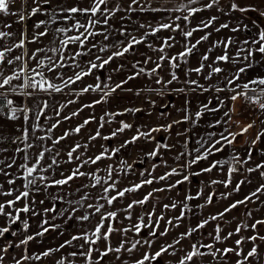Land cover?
<instances>
[{"label": "snow or ice", "instance_id": "snow-or-ice-1", "mask_svg": "<svg viewBox=\"0 0 264 264\" xmlns=\"http://www.w3.org/2000/svg\"><path fill=\"white\" fill-rule=\"evenodd\" d=\"M110 0H90L88 7H80L79 4L74 6H66L59 9V11L63 14L62 19L64 21H74L70 27H57L52 30V40L50 43L55 44L56 41H59L60 48L56 47H50V48H36L35 50L31 51L30 53L26 51V47L28 44L37 43L41 41V38L47 37L49 35V29L48 25L50 23H56L57 16L55 11H53L51 14L49 13V10L44 7V5L51 6V0H32L31 4L28 3V0H21V8L14 13H11L12 15L18 16V21L23 22L26 19H30L33 16H36L37 14H43L48 16V19H41L38 22H36L33 26L34 31L31 36L29 37V34L27 32V29L23 30L19 36L16 37L14 42L12 44H6L3 41L6 40L8 37H12L15 34L12 32H6V31H0V114H3L7 119L16 121L20 119V116L18 113H23V119L25 122L29 121L30 116L29 113L33 112V109L31 107L27 106V99L32 98L35 91H42L45 93L51 94L52 92L61 93L64 91L65 88H69L71 85L76 84L78 81H81L84 77L90 76L93 73V70L96 69H102L106 65L110 64V62L116 58V57H123L126 53H129L131 50H133L135 45H139L142 43H145L148 40L149 36H155L157 33H160L163 30H169V31H177L179 30L183 37L186 39L193 36L194 32L200 31L202 29H206L212 25V23L217 19V17L213 16L207 21H201L200 25H197L194 28H191L190 30H184L181 28V25L177 23V21H180L183 19L185 22H190V18L195 16L196 13L201 12L205 9H212L214 6L218 5L219 0H208V2H205L202 7H192L191 5L199 3V0H187V3H182L178 5L176 8L172 9V11H186V15L181 17L180 15L175 16L174 20L172 18H168L169 22H158L156 25L152 24H142L140 25L141 28H145L146 31L140 35L139 37L132 35L131 33H127L126 27H121L120 29H114L115 31H119L121 35H125V40L119 41L117 45H106L102 44L98 46L96 42H94L95 37L104 35V39L108 40L109 35L107 33V28H105L104 32L96 31L98 25H105L108 27H111L109 25L110 19H115L116 13L120 11H136L137 9L133 7V5H139V0H131V3L128 5L127 9H122L119 3L114 4L113 8H109ZM10 5H14V0H0V13L3 14H9V8ZM231 8L233 10H237L240 12H247L249 11L248 8L240 7L237 3L233 2L231 5ZM140 11H147L148 9L139 6ZM151 11L158 12L161 11V9L152 8ZM254 11V9H253ZM27 12V15L25 13ZM79 14L81 16H85L86 20L84 23H82L79 19H75V16ZM260 15L264 16V13H260ZM121 20L124 19V17H120ZM6 27H11V25H6ZM41 27H44V31H36L39 30ZM228 24H222L220 25V28H227ZM247 27V26H245ZM150 29V31H148ZM220 29H216V31H219ZM239 29H232V31H238ZM75 31L76 35H69L70 32ZM208 35L206 34L200 39L196 40L195 43L186 42L184 45V50L179 52L176 55L168 56L166 54V49L171 48L173 46V41L175 40L174 36H168L166 38H162V45L158 48V52L161 53V55L155 60L152 61L151 57H146L144 63H148L149 61H152L154 63V67L150 70H147V75L152 76L154 74H157L158 71L161 69L162 64L161 61L167 60L169 62L170 68L173 69L171 72V79L165 81L162 77L157 76L155 79V83L158 85H161V89H149L150 91H157L159 94L163 90L167 89V85L172 84L174 81H177L179 77L176 75V72L174 69L179 67V62L187 63V57L190 56L193 53V50L202 42L206 41L208 39ZM63 37V38H61ZM258 40L252 41L253 44H259V47L257 48H247V49H240L236 52L235 57H230L227 52V48L231 46L234 41L229 38L226 42L224 41H217L216 45H219L221 43L224 44L225 51L224 54L219 55L215 58V61H213V64H218L219 62L227 63L231 60L233 63H239L242 61L246 62L244 67H239L235 73L229 75L225 78V87H218L215 85L209 84L207 87H205L204 84H201L198 80L194 79H186L185 84L189 85V91H195L197 88L201 92H206L210 90H214L216 93H220L223 91H230L232 95H230L227 99L233 102V107L229 108L228 110L224 111L223 117L220 119H217L213 125H210L211 127H215L216 125H220L222 123L226 124L229 121H231V113L235 111V102L241 98L244 99L245 103H247L250 106H258V109L262 115H264V76H256L247 82L244 83H238L240 81L241 74H244L247 72V70L251 67H253L254 64L259 63V61L255 60V56L257 53L260 54L262 58H264V29H261L258 33ZM245 44H248V41L244 42ZM70 45H74L77 50L74 51V54L71 56H65L63 53L65 51H71L69 48ZM90 45V46H89ZM214 45V46H216ZM88 46V47H86ZM147 46L149 48H154V45L151 43H148ZM109 47L114 48L109 56L106 58H102L100 55H95V60H89L87 62V66L82 67L79 62H77L78 57L88 56L92 53L93 49H97L98 52H105L108 50ZM14 49L20 50L21 54L19 55H13ZM211 52V49L208 50ZM46 52H52V53H60V55L57 56L56 60L53 59V56H47L45 55L44 58H40V53H46ZM241 52H244L245 54L241 56ZM66 60L73 61L72 64L65 63ZM202 62L200 63V66L188 69L186 72V75H190L191 73H196L197 75H203L205 64L203 61L209 60V55L206 53L201 58ZM35 62L34 65H32V62ZM96 61H100V63H97ZM4 65H12L13 68L11 69V73H6L4 69ZM140 62L137 61L133 67L137 68L138 70L135 72L134 75L128 76L127 79L122 80L120 82L115 83L114 85L104 84V86H101L100 82H97L94 86L93 85H87L84 88L80 90L77 95H82L83 93H87L90 90L97 91L101 93V98L98 100H94L91 104L83 105V107L77 111H74L69 116H64V120H70L72 117L78 116L79 112L83 110V108H91L95 105L105 103L107 101V98L114 93L117 89H122L123 85L128 82V80L134 79L136 76H139L146 72V69L144 67H140ZM66 67L71 68H80L81 70L79 72H74L72 76H67V79H64L65 73L58 72V69H63ZM123 67L122 65L113 69V72H117L120 70V68ZM209 71L207 75H204V79L206 81L211 80L212 76L214 74H219L224 72V69L216 66L213 67L212 65H208ZM47 70V73H57L54 77H49L46 75V72L44 70ZM53 80H61L62 84H56L53 82ZM97 80L99 81V78L97 77ZM108 80H111V77H108ZM14 81H18L20 83H13ZM22 81V82H21ZM191 86H195L194 88ZM31 89L32 91H29ZM107 89V90H105ZM128 91H131V89H128ZM174 91L184 92V88L180 89H174ZM14 93L17 94L20 97H23L24 100L17 104L16 101L13 99L8 98V93ZM137 95H139V92H137ZM218 101L217 107H210L211 100H209L208 103L203 104L199 110H197L194 114L190 113V110L185 107L183 111L185 112V115L183 116L182 120L173 121L172 123H168L166 125H161L159 127L150 128L148 131H141L139 128L136 131V134L132 136L130 140H125L124 143L118 147L112 149L110 152L108 149H103L98 155L95 157H88L87 160L80 159L81 154L78 153V150L82 147L86 148L87 145H81L80 143H76L73 147L70 148L69 151H67V161L66 163H72L75 161H79L77 166L70 171L69 174L64 175V173H61L60 179H54L50 178L46 175H40V172H46L49 169H52L54 166H58V161L56 159L57 156L60 155V153L57 151L55 155H51V163H49L46 167L41 164V161L45 159V154L52 153V149L49 147H44L42 151H39L37 154V158L35 159V162L28 164V163H21L19 165H16L19 169H23V179L26 181V183L23 185L24 191H20L18 195L15 196L14 199H8L4 203H0V216L6 217V225L0 226V238L4 237L5 234H8L10 232V225H15L18 221L21 220V213H29L32 212L33 215H37L35 211L30 207L29 204L25 203L23 207L16 208V204L21 200H28L30 196L31 190L34 188L36 192L40 191L41 186L46 190L48 187L53 186H63L67 185L70 181H73L74 179L81 177V176H89L92 180H94V184H92V187H95L96 185H100L102 183V177L97 175L96 172H84L80 169L83 168L87 164H97L99 161L103 159H110L112 156H115L119 151L120 148L127 147L128 144H133L140 140L141 138H144L146 140L148 139H154L152 136V133L159 132L161 130H171L174 124H180L183 122H187L190 119H193L195 117L196 120H199L200 117L204 115L205 112H219L222 108L225 107V103L223 100L220 99L219 96L216 97ZM75 103L74 100H68L67 104ZM150 103H155L154 101H150ZM186 105L189 103L186 100ZM67 104H61L59 106V109L55 111V116L59 117L62 110L67 106ZM50 107L49 102L47 100H44L41 104L36 105V119L39 120L41 116L45 115V110H47ZM165 107H167L165 105ZM141 111V109H125V112H138ZM124 113H109L106 112L105 115L108 116L109 123L111 122V119L114 118L117 115H123ZM164 113H161V116H163ZM47 119H52V117H46ZM224 118H227L225 120ZM96 117L90 116L88 119H85L82 124L78 125L74 129H71L70 131L75 133H80L81 129L84 128L86 125L92 122V120H95ZM104 117H100V128L104 126ZM61 123V120L57 119L54 123L51 124V127L48 129V132L51 133L54 129H56ZM121 126L111 132L109 136H103L101 137V132L99 128L97 129L95 135L90 136V140H95L97 138H102L105 140L112 139L113 137L117 136L118 133L124 132L126 129H131L132 125L126 122L121 121ZM238 123V122H237ZM262 124H264V120L261 121ZM255 121L248 123L243 128L240 129L239 132H231L228 130V128L224 129V132L227 133V135L224 134V132L219 134V138L215 139L207 148L204 149L203 152H201L200 148L195 149V155L192 156L190 160H187L184 165L180 166V168L172 167L170 171L166 172L164 175H161L159 177L153 176L151 173H148V175L151 178L148 179H142L140 183H136L132 185L129 188H124L122 190L116 189V182L113 181L112 183H108V181L112 180L113 171L114 168L112 165H109L106 169L107 171V179H105L103 182L105 185L103 188V192L105 194L115 191V195H103L100 198L105 201V203H101L98 205H93L89 203L87 205L88 208L94 209L95 213L100 214V218L97 221V223L94 226V229L91 231V234L87 231H82L80 235H73L71 239L65 240L64 243L60 244L58 248H48L42 253L36 254L34 256V259L40 260L42 257H48L54 252H59L60 250L64 249L66 246H72L73 241H80L83 240V244H79V247L83 249L80 252L72 251L68 254V257H61L58 261H56V264H74L73 261L69 260V257H77L81 256L85 259L86 264H100L101 261H103L109 253H121L122 251L126 252H133L137 250L138 246H147L148 249H151L152 244L154 243V239H158L160 236H167L170 227H177L178 224H174L175 221H181L186 216V211H190L188 201L194 200L199 198L203 195V190H199L195 196L191 194H186L184 197V201L180 202L181 206V212L179 216H176L172 219H167L165 221V218L163 215L157 216L155 213V210L153 209L152 212L147 213L149 223H145L144 216H140L137 218V223L131 225L129 228H123V229H117L114 227V223L117 221L118 212L117 211H102L105 209V204L111 206L115 201H117L120 198H123L126 193L136 192L143 188L145 185H152L153 183L157 181H167L172 176H182L181 179H177L175 183L168 184L165 188H159V189H153V191L148 192L143 199L140 200H134L131 203L127 205V208L123 211L128 212V215L125 217L126 219L131 220V212L130 210L135 205H145L151 198H153V194L155 192H164V191H170L171 189L184 184L185 182L190 181L191 177L193 175L199 176L202 173H208L211 172L213 169L217 168L218 166L228 163L227 161H221L216 160L206 168H202L200 172H188V174H184L185 171L191 168L192 165L198 164L202 160H206L208 156L212 155L213 152H221L223 151V148L225 146H231L236 138L238 136H241L245 133H247L250 129L254 127ZM34 128H39V124H34ZM70 134L69 131H65L63 135L56 137L53 140V144H59L61 141L65 140L68 135ZM177 135H180V133H177ZM217 133H209L207 140L203 141V143H208V141H212L213 137L216 136ZM264 136V130L257 133L256 139L252 141V145H255L256 143L260 142L261 137ZM17 140H22L24 143L23 148H17V152H24L27 149L33 148V143H27V141L30 140V133L29 129L25 127L23 129L22 137H17ZM37 139L43 141L45 139H51V136H41ZM219 145V147H217ZM161 148H169L168 144H161L157 143L156 147L153 149L152 152L146 153L149 157H156L160 153ZM185 153H180L175 159L179 160L180 156H184ZM188 155H191V153H188ZM252 159V147L250 146L246 158L241 160L238 155L233 156V160L236 161V165L241 164H247ZM24 160H28V156L26 155L24 157ZM123 164L127 166V168L131 169L132 165L127 164L126 161H122ZM166 164V162H164ZM0 164H4V161H0ZM15 164V160H13L11 163L7 164L6 166L8 168H11ZM158 167V165H153V171L155 168ZM264 169V162L257 163L255 167H249L246 169L247 172L252 173L256 172L257 170ZM99 171V169L97 170ZM240 171V168L238 166H233L228 169L227 173V179L225 181H211L212 184L217 183H223L225 187H227L229 184H231V177L233 172ZM147 172V170H145ZM145 172H141V176L143 177L145 175ZM0 174L3 175H9V173L5 172L4 168H0ZM261 177H264V171H260ZM9 185L15 184V180L9 179L7 181ZM245 183L244 180H241L237 185L235 186L234 191H239L240 186ZM84 187H88V185H84ZM0 188H2V185H0ZM13 191H16L15 189L9 190L8 192H0V195L5 196H12ZM264 194V183L260 184L253 192H251L248 196H245L243 200H237L230 204L227 208L224 209L223 212L218 213L217 215H213L208 219H204L201 222H199L196 226L188 228L185 232L181 233L180 236L173 241V243H167L160 246V248L155 251L151 252L148 250H145L143 253H141L140 257L138 259H135L134 264H152L153 261H158L160 258H162L165 254L169 253V250L171 249L172 252L170 253L172 256L176 255V249L175 245H179L182 240L191 237L194 233H196L199 229H203L206 225L209 224L210 221H216L220 218H222L225 213L231 212L232 209L236 208L238 205L246 204L249 201H251L254 197L258 200L259 196ZM214 193H209L206 199V203L211 204L213 201ZM227 195H231V193H228L225 195V198H227ZM56 199V198H53ZM86 199V197H85ZM40 203H43V201H40ZM79 205L80 201H68L69 208L65 211L69 213V219L72 218V213L76 212V208L73 207V204ZM164 209H176L178 207V204L176 202H173L171 204H165ZM199 207H203V205H200ZM6 209H15V214L13 211H6ZM45 212L55 211V209H45ZM247 216H251V211L247 213ZM153 217L155 219L153 220ZM89 215L85 214L82 216H79L78 219L81 221H88ZM165 222V227L163 231H160V222ZM23 230L26 232L30 225L27 220H24L23 222ZM44 225H49V222L47 219L42 220L41 222V231L36 232L32 235H26L23 239L19 240L18 243H12L8 242L7 244L0 247V253L6 254L10 248H19L21 245L27 246L29 242L35 240L37 237H42L45 233H47L50 228L57 227L56 225H49L48 227H45ZM264 225V220H255L254 223H252L250 226L247 224H238L235 228L234 232H228L226 235H221L222 227L220 224H216L214 228V234L208 233L209 237H211V240L213 242L204 244V243H192L190 245V250L184 251L183 249H180V251H184L183 256L178 260V264H195L196 258L198 257H208L211 256L213 260L222 262L226 258L230 256V254H235L236 260L235 264H248V261L250 258H257L259 256V245L255 244L257 240L264 241V235H259L256 233L257 226ZM251 228L254 232L251 236H241L239 239H236L234 241V247H223V248H216V243H223L227 240H229L233 235L239 234L242 229ZM144 228L149 229L150 238L148 239H135L133 242L130 243L129 247H126V244H129V241L126 239H122L119 246L113 248L111 246L110 238L112 234L116 231H119L123 234H127L129 231H134V233L139 236L141 231ZM13 236H15L17 233L12 232ZM103 240L105 241V247L104 250L101 251L99 248V242ZM252 242L253 246L250 250L245 252V250L241 247V245L245 244L246 242ZM85 244L88 245L87 248H85ZM96 245L97 247L93 248L92 246ZM201 249H204L206 251H202ZM24 252H27V247H25ZM96 253L95 256V262L93 259V253ZM117 259H120L119 256L116 257ZM5 259L4 255H0V264H3V261ZM33 259L32 256L22 254L20 259H17L15 261V264H22V261H27ZM122 264H128L127 261H122Z\"/></svg>", "mask_w": 264, "mask_h": 264}, {"label": "crops", "instance_id": "crops-1", "mask_svg": "<svg viewBox=\"0 0 264 264\" xmlns=\"http://www.w3.org/2000/svg\"><path fill=\"white\" fill-rule=\"evenodd\" d=\"M31 2L32 0H28L29 4H31ZM205 2H208V0H199V3L191 6L202 7ZM233 2L237 3L240 7L248 8L249 11L240 12L237 10H233L230 6ZM52 3L53 5L51 6V8L53 10H49V13L51 14L53 11H55L57 21L56 23H50L48 25V28L53 30L57 27H70L74 21H64L61 18L63 14L59 11V9L66 6H74L76 5V1L53 0ZM116 3H119L122 9H127L128 5L131 3V0L122 1V4L124 5H121V1L119 0H110L108 7L113 8L114 4ZM182 3H187V0H139V5H133V7L137 9L136 11L117 12L115 19L109 20V25H111V27L105 26L103 24L98 25L95 30L104 32L105 28H107L109 39L105 40L104 35H100L95 37L94 42H96L98 46L102 44H106L109 46L117 45L119 41L125 40V35H121L119 31L114 30L120 29L121 27H126L127 33H131L132 35L139 37L146 31L145 28L140 27V25L142 24L156 25L158 22L161 21L169 22V17L174 20L175 16L177 15H180L181 17L186 15V11H172V9L176 8ZM79 6L88 7L89 5L81 4ZM139 6H143L148 10L140 11ZM20 8L21 0H14V5H10L9 14L6 15L0 13V31L12 32L15 34L14 36L8 37L6 38V40L3 41L6 44H12L16 37L19 36V34L23 30H25V28L27 29L29 37L31 38L34 31V24L41 19L49 18L46 15L37 14L36 16L31 17L30 19H26L23 22H19L18 16L12 15L11 13L17 12ZM152 8L161 9V11L154 12L151 11ZM254 13H257L259 15L260 13H264V0H219L218 5L214 6L212 9H205L201 12L196 13L195 16L190 18V22H185L183 19L177 21V23L181 25L182 29L190 30L191 28L200 25L201 21H207L213 16L217 17V19L212 23L210 27L194 32L192 37L187 38V41L179 30L175 32L163 30L160 33H157L155 36H149L148 40L145 43L135 45L133 50H131L129 53H126L123 57L114 58L110 62V64L106 65L104 68L93 70L92 74H94L95 84L98 81L97 71H100V81L101 79H103V81L105 82L104 83L103 81H101V84H109L111 86L117 82L127 79L128 76L134 75L138 69L134 68L133 65L137 61L140 62V67H144L146 69L145 73L136 76L132 80H128V82L123 85L122 89H117L114 93H112L113 95L109 96L110 98L106 103V108L108 110L107 112L124 113L123 115H117L111 119L110 123L112 127L113 124H118L121 126V121L132 125L131 129L125 130L127 132L126 135L128 133L131 134L130 138L126 137V140H130L132 136L136 134L138 128L141 131H148L150 128H155L161 125L172 123L173 121L182 120L183 116L185 115V112L183 111L185 107L190 110V113L194 114L197 110H199V108L203 104L208 103L209 100H211V104L209 105L210 107H217V96H219L220 99L223 100L225 103V107L222 108L219 112H205L204 115L199 118V120H196L195 117H193V119H190L187 122L174 124L171 130H161L159 132L152 133L154 139L146 140L144 138H141L133 144H128L127 147L120 148V151L112 157L115 158L116 162L118 160L121 161L122 166L125 168V173L136 174L139 165H142V168L144 170L147 167L146 160L149 161L148 164L153 163L155 160L160 161L156 162V164L154 165H158L162 174L170 171L172 167H176L179 169L180 166L184 165L187 160H190L192 156L195 155V149L200 148L201 152H203L204 149L207 148L215 139L219 138V134L224 132L225 128H228V130L231 132H239L241 128L253 121H255L254 127L250 129L247 133L238 136L231 146H225L223 148V151L221 152H213V154L208 156L206 160H202L198 164L192 165L191 168L185 171L184 174H188V172H200L202 168L208 167L210 163L216 160L227 161L228 163H224L218 166L217 168L213 169L211 171L213 173H217L220 170H227L230 166L234 165L238 166L240 168V171H244V169L246 168V164L236 165V161L233 160V156L238 155L241 160L245 159L250 146L252 147V158L254 159V164L256 165L257 163L264 162V136L261 137L260 142L256 143L255 145H252V141L256 139L257 133L264 130V124L261 123V121L264 120V115L260 113L258 106H250L245 103L243 98H241L235 102L236 107L235 111L231 113V121L226 124L222 123L220 125H216L215 127H211L210 125H213L217 119L223 117L224 111L233 107V102L227 99L230 95H232V93L227 90L220 93H216L214 90L201 92L198 88L195 91H189V85L185 84L186 79H194L198 80L201 84H204L205 87H207L209 84L222 88L225 87V78L235 73L239 67H244L246 62L241 60V62L239 63H233L230 60L227 63L219 62L218 64H213L215 58L219 55L224 54L225 51L224 44L221 43L219 45H216V42H226L229 38L234 41V43L227 48V52L230 57H235L236 52L240 49H247L249 47H259V44H253L252 41L258 40L259 31L261 29H264V16L261 15L263 18V22H260L254 16ZM25 15H27V12L25 13ZM120 17H124V19L121 20ZM75 19H79L82 23H84L86 17L77 14L75 16ZM222 24H228V27L220 28V25ZM6 25H11V27H6ZM218 28L220 30L216 31V29ZM232 29L239 30L232 31ZM43 30L44 27H41L39 30L36 31ZM148 31H150V29H148ZM209 33L210 35H208V39L206 41H202L193 50V53L186 58L187 63L179 62V67L174 69L176 75L179 77L177 81H174L172 84L167 85V89L163 90L159 94L157 93V91L149 90L162 88L161 85L155 83V79L157 78V76L162 77L165 81L171 79V72L173 71V69L170 68L169 62L167 60L161 61L162 67L157 74H154L152 76L147 75V70H150L155 66L152 61H155L161 55V53L158 52V48L162 45V38H166L168 36L175 37V40L172 42L173 46L171 48L166 49V54L168 56H172L183 51L186 42L195 43L196 40L200 39V37ZM76 34L78 33H76L75 31L69 33V35ZM41 39V44H39V42L28 44L26 47V51L30 53L31 51L35 50L36 48H40L41 46L42 48H45L44 38ZM245 41H248L249 43L245 44ZM148 43L153 44L154 48H149L147 46ZM209 49H211V52L208 51ZM113 50L115 49L109 47L107 51L101 53L98 52L97 49H93L91 54H89L88 56H83L81 57V59L85 57L88 61H94L95 55H100L102 58H106L111 54ZM206 53L209 55V60L203 61V63L205 64L203 75H197L194 72L190 75H186L188 69L200 66V63L202 62L201 58ZM19 54H21V51L14 49L13 55ZM244 54V52H241V56H243ZM39 56L40 58H44L45 53H40ZM146 57H151L152 61L144 63ZM255 60L259 61V63L254 64L253 67L249 68L246 73L241 74L240 81H238V83L247 82L248 80L256 76H264V58H262L260 54L257 53L255 56ZM96 62L100 63V61ZM34 64L35 62L33 61L32 65ZM121 65L123 67H121L119 71L113 72V69ZM208 65H212L213 67L219 66L224 69V72L214 74L211 80L205 82L204 75H207L209 71ZM12 68V65H4V69L8 74L11 73ZM108 77H111V80H108ZM13 83L15 84L20 82L14 81ZM191 87L194 88L195 86ZM180 88H184L185 91L183 93L179 91H174V89ZM128 89H131V91H128ZM29 91L32 90L29 89ZM137 92H139V95H137ZM8 98L13 99L17 102V104L21 103L24 100L23 97H20L17 94L11 92L8 93ZM44 100H47L49 102L50 107L45 110V115L41 116L40 119L37 120L35 115L36 105L41 104ZM186 100L189 102L187 105L185 103ZM150 101H154L155 103H150ZM26 103L28 107H31L33 109V112L28 114L30 116V119L27 122H25L23 119V113H18L20 119L16 121L9 120L3 114H1L3 118L7 120L0 122V161H4V164H0V168H4L5 172L9 173V175L0 174V185H2V188H0V192H8L12 189H15L16 191H13L12 196L0 195V203H4L8 199H14L20 191L25 190L23 188V185L26 183V181L23 179V169H19L16 165H19L21 163L31 164L35 162L38 152L42 151L44 147L51 148L52 153L45 154V159L41 161V164L43 166L46 167L49 163H51V155H55V144H53L55 129L51 133L48 132V129L51 127V124L54 123L53 112L55 104V95L53 94V92L49 94L42 91H35L33 97L28 98ZM165 105L167 107H165ZM125 109H141V111L125 112ZM161 113H164V115L161 116ZM46 117H52V119H47ZM109 119L110 118L107 116V121H109ZM224 119L227 120V118ZM34 124H39L40 127L34 128ZM25 127L29 129L30 133V140L27 141V143H33L34 146L33 148L27 149L24 152H17L16 149L18 147L23 148L24 143H26L22 140L16 139L17 137H22L23 129ZM177 133H180V135H177ZM209 133H217V135L213 137L212 141H208V143H203V141L207 140ZM224 134L227 135L226 132H224ZM46 135L51 136V139H45L43 141L37 139L38 137ZM158 142L161 144H168L169 148H161L159 155L156 157L147 156L146 153L152 152ZM122 144L123 143H116L112 149L118 148ZM151 144H154V146H151ZM217 147H219V145ZM180 153H185V155L180 156L179 160H176L175 158ZM188 153H191V155H188ZM26 155L28 156L27 161L24 160V157ZM112 157L109 159L110 162L112 161ZM13 160H15V164L11 168H8L6 165L11 163ZM122 161H126L127 164L132 165L131 169L127 168V166L123 164ZM164 162H166V164ZM149 167H151L149 168V170L152 172L153 165H149ZM55 169L56 166L46 172H40L39 174L51 177L53 176ZM98 169L99 171H97ZM106 169V167L97 168L96 174L102 177V183L100 185H96L95 187H92V184H94V180L75 181L64 185V187H66L67 190L70 191V195L68 196L69 199H67L66 209L69 208V200L73 202H81L79 205L75 203L73 204V207L75 208L76 206H78V208H76V212L71 214L72 219L75 222H81L86 226L89 224V220L93 216L92 225L95 226V224L99 220L100 214L95 213L94 209L88 208L87 205L89 203L93 205L105 203V201L100 197L103 195H113L112 191L107 194L103 192V188L107 186L103 182L105 179H107L108 175ZM263 170L264 169L257 170L256 174L261 176L260 171ZM117 172L118 171L114 168L112 180L108 181V183H112L113 181L117 183L116 180L119 177V174ZM117 174L118 176L116 177ZM179 178L180 176L178 178L177 176H172L168 180L170 181V183H172ZM9 179L15 180V184L9 185L7 183ZM145 179L148 178L145 177ZM84 185H88V187H84ZM195 187L200 188L198 185L192 182V179L185 183V189ZM41 188H43V186H41ZM88 188H92L93 190L90 198V194L85 191L88 190ZM76 190H83V192L77 195ZM35 195L36 191L33 188L30 192L28 200L19 201L15 207H23L25 203L29 204L31 207L35 202ZM117 204V201L114 202L111 206L105 204V209L102 211H107L106 208L108 206V211L118 212ZM189 204L191 207L194 208H196L195 205H197V208L199 206L197 203L193 205L190 201ZM83 205L88 210V215L90 217L88 221H81L78 219L79 216L85 215V207ZM6 211H13V213L15 214V209H6ZM65 212L66 211H64V213ZM179 215L180 214L176 213L175 217ZM30 216V212L22 214V221L27 220L29 225H31L30 221L33 218ZM1 218L4 219L6 217L3 218L0 216V226H5L6 220H1ZM183 220L185 221V218ZM187 220L188 218L186 217V222ZM181 222L182 220L174 224L181 225ZM186 222H184L185 230H183V232L190 228V225H188ZM18 224V229H16L15 225H10L11 230L7 234L8 237L6 238V240L17 236L20 237L23 235L25 237L26 235L34 234L32 226H30L29 229L25 232L23 230V226L21 227V223L19 222ZM176 228L177 227H170V229H173V231H175ZM12 232H16L17 234L13 236L11 234ZM65 232L66 231L64 229L63 234L60 237L62 238L61 243H64L65 240L69 239V237H66ZM53 233H55V230L50 231V234ZM103 242L104 241L101 240L98 246L100 247ZM110 242L111 246H113L112 236L110 238ZM4 243L5 241H2L0 244L4 245ZM92 247L95 248L97 246L93 245Z\"/></svg>", "mask_w": 264, "mask_h": 264}, {"label": "rangeland", "instance_id": "rangeland-1", "mask_svg": "<svg viewBox=\"0 0 264 264\" xmlns=\"http://www.w3.org/2000/svg\"><path fill=\"white\" fill-rule=\"evenodd\" d=\"M53 0H51V6ZM76 5L84 4L89 5L90 0H75ZM122 1L124 0H119ZM49 5H44L45 8L48 10H53ZM49 29V35L44 38V44L45 48L50 47H56L60 48L59 41L57 40L55 44L52 45L50 41L52 40V29ZM44 31V30H43ZM46 38V39H45ZM63 38V37H61ZM42 41V39H41ZM39 42L41 44L42 42ZM42 47V46H41ZM69 48L71 51H65L63 54L67 56H71L74 54V51L77 50L74 45H70ZM45 55L47 56H53V59L56 60L57 56L60 55V53H52V52H46ZM77 62L81 64L82 67L86 68L88 60L84 57L81 59V57L77 58ZM65 63L72 64L73 61L66 60ZM80 68H71L66 67L63 69H58V72L65 73L64 79H67V76H72L74 72H79ZM46 72V75L49 77H54L57 75V73H47V70H44ZM98 78L100 82L103 81L101 79L100 81V71H97ZM56 84H62L61 80H53ZM96 82V83H97ZM104 82V81H103ZM206 82V80H205ZM105 83V82H104ZM94 74H91L90 76L84 77L81 81H78L76 84L71 85L69 88H65L63 92L56 93L53 92L55 95V104H54V122L59 119L61 120L60 125L55 129L54 133V139L56 137H59L64 134L65 131H69L70 134L68 137L61 141L59 144H55V153L58 151L60 153L59 156L56 157L58 163V166H56L55 172L53 173V176L50 178L54 179H60L61 173H64V175H67L70 173L72 169H74L79 161H75L72 163H66L67 161V151L70 150L71 147H73L76 143H80L81 145H87L86 148L82 147L78 150V153L81 154L80 159L87 160L88 157H95L98 155L103 149H108L109 152L112 150L114 145L116 143H124L126 140V137L130 138L131 134L126 135V131L122 133H118L117 136L113 137L112 139L105 140L102 138H97L95 140H90L89 137L95 135L97 129L99 128L101 132V137L103 136H109L111 132L117 128L120 127L118 124H113V127L111 123L107 121V116L105 113L108 111L106 108V103L110 97L107 98V101L102 104L95 105L91 108H83L82 111L79 112L78 116L72 117L70 120H64V116L71 115L72 112L77 111L83 107V105L91 104L94 100H98L101 98V93L97 91L90 90L87 93H83L82 95H77V93L80 92L82 88H84L87 85H93L94 86ZM104 84H101L103 86ZM124 94V93H123ZM113 95V94H111ZM68 100H74L75 103L67 104ZM61 104H67V106L62 110L59 117L55 116V111L59 109V106ZM95 116L96 119L92 120L91 123L86 125L84 128L81 129L80 133H75L70 131L71 129H74L78 125L82 124L85 119H88L90 116ZM104 117V126L100 128V117ZM7 119H4L3 116L0 114V122L5 121ZM127 138V139H128ZM151 146H154V144H151ZM159 160V159H157ZM254 159L252 158L251 161H249L245 166L246 168L244 171H237L233 172L231 177V184H229L227 187L224 186L223 183H217L212 184L211 181H225L228 173L227 170H220L217 173L208 172V173H202L199 176L193 175L191 177L192 182H194L196 185H198L200 188H190L185 189V183L182 185H179L170 191H164V192H155L153 194V198H151L145 205H135L131 210V220L126 219L125 217L128 215V212L123 211L127 208V205L131 203L134 200H140L143 199V197L148 193L153 191V189H159V188H165L168 184L175 183L170 181H157L153 183L152 185H145L143 188L136 192L126 193L123 198H120L117 200V210L119 212L117 221L114 223V227L117 229H123V228H129L131 225L137 223V218L140 216H144L145 223H149L147 213L152 212L153 209L155 210V213L157 216L163 215L165 218V221L167 219H172L175 217V214H180L181 212V206L180 202L184 201V197L186 194H193L195 196L199 190H203V195L197 198L196 200H191L190 202L194 204L203 205V207L196 208L191 207L189 204V201L187 202L190 207V211H186L185 221L182 220L181 225L179 224L175 231L173 229H170L167 236H160L158 239H154V243L152 244L151 249H148L147 246H138L137 250L129 253L126 251H122L121 253H109V255L100 262V264H122V261H127L128 264H134L135 259H138L145 250L155 252L157 251L161 245L167 244V243H173L174 240H176L180 234L185 230L184 222H186V217L188 218L187 224L190 225L189 227L196 226L199 222H201L204 219H208L213 215H217L220 212H223L225 208H227L230 204L237 200H243L245 196H248L251 192H253L260 184L264 183V177L259 176L256 174V172L249 173L246 171L249 167H255ZM156 162L160 161H154L151 164H148L149 161L146 160L147 167L143 170L142 165H139L137 168L136 174H128L125 173V168L122 166L121 161L118 160L116 162L115 158L112 157V161L110 162L109 159H103L99 161L97 164H87L83 168H81V171L84 172H96L97 168L99 167H106L108 168L109 165H112L113 168H115L119 174V177L117 178L116 183V189L122 190L124 188H129L132 185L136 183H140L142 179H145V177L149 178L148 173H151L155 177H159L162 174L159 167H156L155 170L152 172L149 170V165L152 166L156 164ZM235 166V165H234ZM161 167V166H160ZM139 169V170H138ZM147 170V172H145ZM124 171V172H123ZM264 171V170H263ZM141 172H145V175L142 177ZM116 175V177L118 176ZM179 176H177L178 178ZM151 178V177H150ZM182 176H180L179 179H181ZM241 180H244L245 183H243L240 186V190L234 191L235 186L237 183H239ZM75 181H92V179L89 176H81L76 179H74L71 182ZM67 190L66 187L63 186H57L53 188H47L46 190L44 188H40L39 192H36L35 195V202L31 206L33 211L38 213L37 215H33L30 211V217L31 219V225L32 230L34 231V234L38 231H41V222L42 220L47 219L49 222V225H56L55 228H50V230L45 233L42 237H37L35 240L29 242L27 246L21 245L19 248H10L6 254L0 253V255H4L5 259L3 261V264H15V261L17 259L21 258L22 254H26L29 256H32L33 259L22 261V264H56V261L61 259V257H68V254L72 251L80 252L83 249L79 247V244H83L84 241H73L72 246H66L64 249L60 250L59 252H54L48 257H42L40 260L34 259V256L36 254L42 253L48 248H58L60 244H62L61 235L63 234V230L65 229V235L69 239L73 235H80L82 231H87L89 235L91 234V231L94 229L93 223V216L89 220L88 225H84L81 222H75L72 218L69 219L68 212H65L66 206H67V199L70 195V191ZM77 195L81 194L83 190H76ZM88 192L89 198L92 195V188H88V190H85ZM90 191V192H89ZM209 193H214L213 201L211 204L206 203V199ZM231 193V195H227V198H225V195ZM112 194H116L115 191H112ZM56 198V199H53ZM65 198V199H64ZM40 201H43V203H40ZM116 202V201H115ZM173 202H176L178 204V207L176 209H164L165 204H171ZM84 206V205H83ZM81 207V206H79ZM85 207V206H84ZM55 209V211L45 212V209ZM78 208V206H76ZM107 211L108 206H107ZM251 211V216H247V213ZM87 212V213H86ZM85 214H88V210L85 207ZM22 214L21 213V220L18 221L15 224L16 229L19 228V222L21 223V227L23 226L22 221ZM191 216V219H190ZM3 217V216H1ZM4 218V217H3ZM193 218V220H192ZM155 217H153V220ZM1 220H6L7 218H4ZM255 220H264V194L259 196V199L257 200L255 197L249 201L246 204L238 205L236 208L232 209L231 212L225 213V215L216 220V221H210L208 225H206L203 229H199L196 233H194L191 237H188L181 241L179 245H175L176 249V255L172 256L170 253L172 250H169V253L165 254L162 258H160L158 261H153L152 264H178V260L183 256L184 251L190 250V245L192 243H210L213 242L211 240V237H209L208 233L214 234V228L216 224H220L222 227L221 235H226L228 232H234L235 228L238 224H247L251 225L254 223ZM178 221L174 220V223H177ZM81 223V224H80ZM49 225H44L45 227H48ZM165 227V222H160V231H163ZM22 230V229H21ZM55 233L50 234V231H54ZM256 233L259 235H264V225L257 226V229L255 230ZM173 232V233H172ZM185 232V231H184ZM50 235H49V234ZM115 234V235H114ZM253 230L249 227L247 229H242V231L239 234L233 235L229 240L223 242V243H216V248H223V247H234V241L236 239H239L241 236L247 237L253 235ZM49 235V237H48ZM7 234H5L4 237L0 238V243L5 241L4 245L8 242L12 243H18L19 240L23 239L24 236H17L11 239H7ZM64 238V237H63ZM150 238V233L148 228H144L139 236H137L134 231H129L126 235L116 231L112 235V245L113 248L118 247L122 239H126L129 241V244H126V247L130 246V243L133 242L135 239H148ZM104 243V244H103ZM101 244L99 247L101 251L104 250L105 247V241ZM255 244L259 245V256L257 258H250L248 261V264H264V241L257 240ZM3 244H0V247H2ZM253 246L252 242H246L245 244L241 245V247L247 252L251 249ZM25 247H27V252H24ZM88 245L85 244V248H87ZM180 249H183L184 251H180ZM202 251H206L204 249H201ZM95 256L96 253H93V259L95 262ZM119 256L120 259H117L116 257ZM69 260L73 261L74 264H86L85 259L81 256L77 257H69ZM236 256L235 254H230L228 258L220 261H215L212 259L211 256L208 257H198L196 258L195 264H235ZM67 264V262H66ZM191 264V262H190Z\"/></svg>", "mask_w": 264, "mask_h": 264}, {"label": "trees", "instance_id": "trees-1", "mask_svg": "<svg viewBox=\"0 0 264 264\" xmlns=\"http://www.w3.org/2000/svg\"><path fill=\"white\" fill-rule=\"evenodd\" d=\"M254 16L256 17V19H258L260 22H263V18L261 15L254 13Z\"/></svg>", "mask_w": 264, "mask_h": 264}, {"label": "flooded vegetation", "instance_id": "flooded-vegetation-1", "mask_svg": "<svg viewBox=\"0 0 264 264\" xmlns=\"http://www.w3.org/2000/svg\"><path fill=\"white\" fill-rule=\"evenodd\" d=\"M113 247V246H112Z\"/></svg>", "mask_w": 264, "mask_h": 264}]
</instances>
